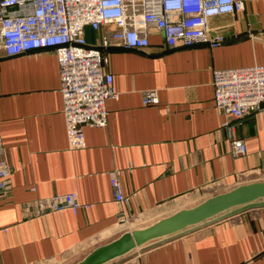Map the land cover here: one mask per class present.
Listing matches in <instances>:
<instances>
[{"label": "crops", "instance_id": "0c3cea01", "mask_svg": "<svg viewBox=\"0 0 264 264\" xmlns=\"http://www.w3.org/2000/svg\"><path fill=\"white\" fill-rule=\"evenodd\" d=\"M242 1L243 11L210 19L209 37L222 38L213 47L165 50L152 32L144 51L109 52L104 71L119 97L106 101V127H84L79 150L67 147L52 51L0 57V142L11 169L0 194V264H65L141 228L121 218L157 221L203 197L264 181V105L236 122L213 105V70L264 64V0ZM85 36L94 44L99 33L86 29ZM147 90L157 104L142 105ZM226 122L244 155L232 154ZM111 171L129 196L124 204L114 201ZM68 193L88 208L23 216L24 203ZM119 264H264V207L135 250Z\"/></svg>", "mask_w": 264, "mask_h": 264}, {"label": "built area", "instance_id": "2783aa9c", "mask_svg": "<svg viewBox=\"0 0 264 264\" xmlns=\"http://www.w3.org/2000/svg\"><path fill=\"white\" fill-rule=\"evenodd\" d=\"M243 9L242 0H0V57L52 51L67 147L74 151L85 146L84 127H106V101L119 97L112 75L104 71L109 52L144 51L152 32L161 36L165 50L213 47L222 38L209 37L210 19ZM86 29L99 33L94 44L87 42ZM211 86L215 109L236 122L264 105V64L215 69ZM141 102L157 104L155 91H143ZM223 127L232 154L244 155L246 148L234 135V124L226 122ZM10 173L0 142L1 195L9 189ZM117 175L109 172V184L114 201L121 205L129 196L123 194ZM87 208L68 193L34 199L21 209L24 217L38 218ZM145 220L139 215L120 222L140 226Z\"/></svg>", "mask_w": 264, "mask_h": 264}, {"label": "water", "instance_id": "95a60500", "mask_svg": "<svg viewBox=\"0 0 264 264\" xmlns=\"http://www.w3.org/2000/svg\"><path fill=\"white\" fill-rule=\"evenodd\" d=\"M257 207H264V181L239 185L212 195L193 207L180 209L149 226L123 232L72 264H110L135 250H147L193 229Z\"/></svg>", "mask_w": 264, "mask_h": 264}, {"label": "rangeland", "instance_id": "374dc122", "mask_svg": "<svg viewBox=\"0 0 264 264\" xmlns=\"http://www.w3.org/2000/svg\"><path fill=\"white\" fill-rule=\"evenodd\" d=\"M212 196V195H211ZM204 200V197L198 201H196L195 203H192L191 205H197L198 203L202 202ZM190 205V206H191ZM165 217V216H164ZM157 219V218H156ZM156 219L154 220H151L149 222H144L143 224H141L140 226H136V227H141V228H144L146 226H149L152 222L156 221ZM98 246V245H97ZM93 248H95V246H91L85 250H81V251H78L77 252V256H75L74 258H71L70 260L66 261L65 264H72L78 260H80L82 257H84L88 252H90ZM80 253V254H79ZM132 253V252H131ZM131 253H129L128 255L124 256L121 260L120 259H117V260H114L112 261L110 264H119L120 262H122L124 260V258L128 257ZM79 254V255H78Z\"/></svg>", "mask_w": 264, "mask_h": 264}]
</instances>
